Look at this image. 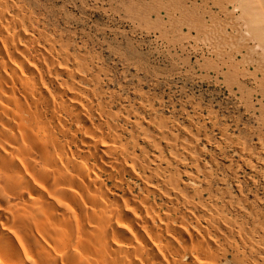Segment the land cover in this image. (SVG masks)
Listing matches in <instances>:
<instances>
[{
  "label": "bare ground",
  "instance_id": "1",
  "mask_svg": "<svg viewBox=\"0 0 264 264\" xmlns=\"http://www.w3.org/2000/svg\"><path fill=\"white\" fill-rule=\"evenodd\" d=\"M21 2L0 0V264H264V216L203 161L206 136L114 112L97 61L70 55Z\"/></svg>",
  "mask_w": 264,
  "mask_h": 264
},
{
  "label": "rangeland",
  "instance_id": "2",
  "mask_svg": "<svg viewBox=\"0 0 264 264\" xmlns=\"http://www.w3.org/2000/svg\"><path fill=\"white\" fill-rule=\"evenodd\" d=\"M20 1L70 55H93L87 56L100 67L103 90L119 98L114 112L127 106L145 120L166 118L204 134L206 140L198 139L208 152L203 161L214 158L223 187L237 197L232 183L238 184L264 216V0ZM218 128L253 152L254 169L230 142L221 143ZM230 164L237 170L233 179L225 168Z\"/></svg>",
  "mask_w": 264,
  "mask_h": 264
}]
</instances>
